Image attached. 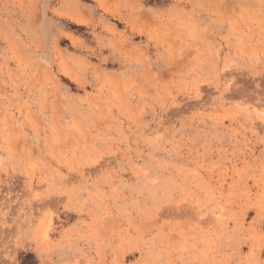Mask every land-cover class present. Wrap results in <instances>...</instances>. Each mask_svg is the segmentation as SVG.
<instances>
[{
	"label": "rangeland",
	"instance_id": "1",
	"mask_svg": "<svg viewBox=\"0 0 264 264\" xmlns=\"http://www.w3.org/2000/svg\"><path fill=\"white\" fill-rule=\"evenodd\" d=\"M0 264H264V0H0Z\"/></svg>",
	"mask_w": 264,
	"mask_h": 264
}]
</instances>
